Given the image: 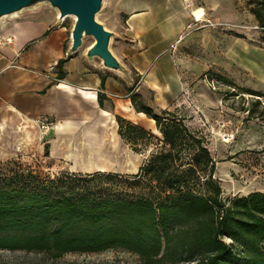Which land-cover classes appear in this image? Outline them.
I'll return each instance as SVG.
<instances>
[{
    "label": "trees",
    "instance_id": "1",
    "mask_svg": "<svg viewBox=\"0 0 264 264\" xmlns=\"http://www.w3.org/2000/svg\"><path fill=\"white\" fill-rule=\"evenodd\" d=\"M248 2L264 33V0ZM65 62L58 64L60 79ZM245 91L260 103L261 93ZM131 101L162 134L116 116L120 136L135 152L138 145L156 142L136 174H57L60 179L38 182L31 174H5L4 164L0 166V250L62 256L121 247L138 254L144 264H264V192L224 199L203 133L187 127L175 112H156L137 93ZM99 102L102 107L101 94ZM102 175L146 183L150 193L136 198L104 195L99 180L91 186Z\"/></svg>",
    "mask_w": 264,
    "mask_h": 264
},
{
    "label": "crops",
    "instance_id": "2",
    "mask_svg": "<svg viewBox=\"0 0 264 264\" xmlns=\"http://www.w3.org/2000/svg\"><path fill=\"white\" fill-rule=\"evenodd\" d=\"M187 9L184 0L110 3L108 12L114 21L107 29L115 33L111 49L130 70V77L105 68L100 59L90 60L80 51L69 56V31L58 13L48 17L37 34L27 39L29 26L30 30L21 27L18 31V24L3 29L0 36L8 39L7 43L0 42L5 46L0 53V166L4 159L43 153L49 146L47 158H76L77 168H110L101 167L102 156L93 155L96 148L85 151L86 156L81 147L72 153L74 142L88 145L86 148L100 145L104 127L110 140L111 128L100 123L102 115L112 117L110 123L116 124L119 136L117 115L162 137L156 122L135 109L131 95L150 97L156 112L176 113L175 109L186 102L191 91L187 78L191 61L179 57L177 51L188 22L193 17L202 21ZM62 59L66 62L64 78L60 79L58 64ZM182 117L187 127L197 125ZM42 119L53 123L46 135L41 129ZM84 157L95 158V162L80 163L78 159Z\"/></svg>",
    "mask_w": 264,
    "mask_h": 264
},
{
    "label": "rangeland",
    "instance_id": "3",
    "mask_svg": "<svg viewBox=\"0 0 264 264\" xmlns=\"http://www.w3.org/2000/svg\"><path fill=\"white\" fill-rule=\"evenodd\" d=\"M112 1L105 0L102 10L97 15V20L106 27L112 25L114 21L113 15L108 12ZM187 7L192 15L202 21H196L193 17L179 42L181 44L177 51L178 56L191 61L187 75L191 91L186 95V102L175 111L179 116H186L189 121L199 125L195 124L192 129L203 133L204 144L210 149L216 165L214 177L220 181L224 199L255 191L264 192V33L250 12L248 0H190ZM57 13L58 11L47 3L26 9L15 17L0 20V35L3 29L18 24L15 26L18 31L21 27L31 28V32L24 38L27 39L37 34V29L46 23L45 20H49L48 17H56ZM74 23L75 19L72 17L62 22L69 31L70 43ZM114 38L111 40V48ZM7 39L0 36L1 43H7ZM94 43L93 37H85L79 50L80 54H86ZM4 47L0 45V53L4 51ZM245 89L261 93L263 96L260 103L257 104V97L246 93ZM233 91L237 95H231ZM149 98L142 97V100L145 104L151 105ZM99 120L101 124L111 128L110 140L105 136L107 133L104 127L101 132L104 140L102 139L100 145H90L86 148L88 145L74 142L72 153L78 152L80 147L83 148V152L96 148V152L92 154L102 156V159L110 162L112 167L77 168L76 158L55 156L47 158L43 152L4 159L2 172L5 174L20 172L26 176L31 174L38 182L60 179L57 174L61 178L75 174H95L99 172L96 169L120 175L136 174L156 142L152 141L153 145L148 144L147 147L143 144L138 145L136 148L139 152H135L133 147L118 135L116 124L110 123V120H113L111 116L102 115ZM226 133L234 135L230 142L223 140ZM84 155L86 156V152ZM78 160L86 164L95 158L84 157ZM98 180L105 188L102 192L104 195L136 198L150 193L146 183L134 184L132 178L102 175L98 176L91 186ZM79 185L83 191V183L80 182ZM97 189L98 193L101 192L100 188ZM0 264H144V262L138 254L115 247L100 252H70L62 256H54L46 251L0 250ZM166 264L196 263L192 260H181Z\"/></svg>",
    "mask_w": 264,
    "mask_h": 264
},
{
    "label": "water",
    "instance_id": "4",
    "mask_svg": "<svg viewBox=\"0 0 264 264\" xmlns=\"http://www.w3.org/2000/svg\"><path fill=\"white\" fill-rule=\"evenodd\" d=\"M105 0H0V20L18 14L39 4L47 3L56 9L59 21L69 16L75 17L71 32V45L68 55L76 54L83 46L85 37H93L95 43L87 50L86 56L93 60L98 58L105 68L119 71L130 77V70L118 59L111 49V40L115 33L97 20Z\"/></svg>",
    "mask_w": 264,
    "mask_h": 264
},
{
    "label": "built area",
    "instance_id": "5",
    "mask_svg": "<svg viewBox=\"0 0 264 264\" xmlns=\"http://www.w3.org/2000/svg\"><path fill=\"white\" fill-rule=\"evenodd\" d=\"M186 1L187 3L190 2V0H184ZM196 21H200L198 20L197 18H195ZM40 124H41V129L43 131V134H47L48 131L50 130L51 126L53 125V123L48 120V119H42L40 121ZM234 138V135L233 134H228L226 133L225 135H223V140H228L229 142Z\"/></svg>",
    "mask_w": 264,
    "mask_h": 264
},
{
    "label": "bare ground",
    "instance_id": "6",
    "mask_svg": "<svg viewBox=\"0 0 264 264\" xmlns=\"http://www.w3.org/2000/svg\"><path fill=\"white\" fill-rule=\"evenodd\" d=\"M15 16H17V14H13V15H10V16H7L6 18H8V17H15ZM70 17H72V18H74L75 19V17L74 16H69V17H67V18H70ZM66 18V19H67ZM5 19V18H4ZM99 162L102 164H99V165H101V167H111L112 165L110 164V162H104L103 160H99ZM104 162V163H103ZM225 172H223V174H224ZM225 175H226V173H225Z\"/></svg>",
    "mask_w": 264,
    "mask_h": 264
}]
</instances>
